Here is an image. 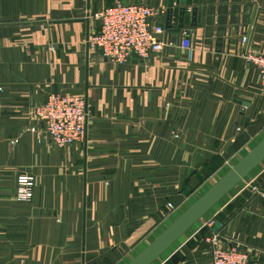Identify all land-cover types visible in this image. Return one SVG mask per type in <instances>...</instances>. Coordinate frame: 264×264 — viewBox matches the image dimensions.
<instances>
[{"label": "crops", "instance_id": "0c3cea01", "mask_svg": "<svg viewBox=\"0 0 264 264\" xmlns=\"http://www.w3.org/2000/svg\"><path fill=\"white\" fill-rule=\"evenodd\" d=\"M116 1L0 0V264H125L264 135V84L239 54L242 34L264 40V0H197L193 18L185 0L181 26L178 0L169 26L166 0H140L164 7L152 21L172 43L122 62L85 44ZM50 91L83 97L81 140L46 136L32 108ZM249 184L264 189V158L149 264H211L210 230L264 260Z\"/></svg>", "mask_w": 264, "mask_h": 264}, {"label": "built area", "instance_id": "2783aa9c", "mask_svg": "<svg viewBox=\"0 0 264 264\" xmlns=\"http://www.w3.org/2000/svg\"><path fill=\"white\" fill-rule=\"evenodd\" d=\"M164 7L155 6L140 0L116 1L95 10L93 15L99 19L98 30L86 36L88 47L98 48L107 59L115 62L125 61L130 56L144 58L148 53L162 51L171 44L165 28L152 21V17L162 12ZM178 43L191 54L190 42L185 30L180 31ZM239 54L256 69L259 81L264 84V40L254 50L248 48V36L239 38ZM33 115L41 123L48 139L57 146H65L79 141L84 135L86 111L84 99L79 94L48 92L44 100L32 108ZM176 135V134H175ZM33 175L19 172L15 177L14 197L26 201L32 194ZM249 187L258 193L264 204V189L254 184ZM211 218L204 223L210 226ZM209 244L211 264H264L257 254H246L233 245H222L219 234L210 230L205 236ZM255 251V250H254Z\"/></svg>", "mask_w": 264, "mask_h": 264}, {"label": "water", "instance_id": "95a60500", "mask_svg": "<svg viewBox=\"0 0 264 264\" xmlns=\"http://www.w3.org/2000/svg\"><path fill=\"white\" fill-rule=\"evenodd\" d=\"M121 2H126L121 0ZM191 17H194L197 0H190ZM178 22L181 26L185 11V0H178ZM259 7V6H258ZM257 6L254 7V13ZM172 10V0H166L165 26H169ZM99 22V20H98ZM193 23V22H192ZM180 37L178 34L177 42ZM264 158V135L261 136L248 150L236 159L222 174L210 183L195 199L184 207L167 225H165L151 240L137 251L125 264H149L193 222L202 216L224 193ZM84 192V187L82 189Z\"/></svg>", "mask_w": 264, "mask_h": 264}, {"label": "rangeland", "instance_id": "374dc122", "mask_svg": "<svg viewBox=\"0 0 264 264\" xmlns=\"http://www.w3.org/2000/svg\"><path fill=\"white\" fill-rule=\"evenodd\" d=\"M224 171V170H223Z\"/></svg>", "mask_w": 264, "mask_h": 264}]
</instances>
